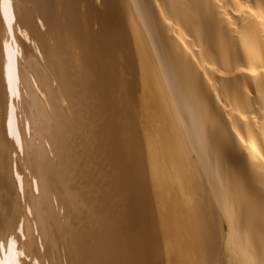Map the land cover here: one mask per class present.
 <instances>
[{
	"label": "bare ground",
	"instance_id": "6f19581e",
	"mask_svg": "<svg viewBox=\"0 0 264 264\" xmlns=\"http://www.w3.org/2000/svg\"><path fill=\"white\" fill-rule=\"evenodd\" d=\"M16 230L39 264H264V0H0V264Z\"/></svg>",
	"mask_w": 264,
	"mask_h": 264
},
{
	"label": "rangeland",
	"instance_id": "374dc122",
	"mask_svg": "<svg viewBox=\"0 0 264 264\" xmlns=\"http://www.w3.org/2000/svg\"><path fill=\"white\" fill-rule=\"evenodd\" d=\"M17 28V27H16ZM16 28L14 27V29L12 30V41H13V45L10 43V45H12V47H13V50H15V51H17L16 52V55H20V53H18L19 51H18V49L17 48H21V46L22 47H24V44L26 45V46H30V44H31V41H30V39L29 38H27V37H25L24 36V34H23V32L18 28L17 30H16ZM20 30V31H19ZM14 31H16L15 32V34L13 33ZM16 35V36H15ZM20 35V36H19ZM22 37H23V39H22ZM25 37V38H24ZM20 38V39H19ZM13 39H17V40H13ZM14 41H17V42H19V43H17L16 42V44L17 45H15V42ZM20 41H22L24 44H22ZM21 43V44H20ZM20 44V45H19ZM14 48H16V49H14ZM73 51H74V49H73ZM15 53V52H14ZM18 53V54H17ZM19 59H21V57L19 56ZM16 63H17V61H16ZM21 86V88H22V85H20ZM15 94H17V95H13V100H14V111H15V114H16V116L17 117H19V118H21L20 116V113H19V111H20V107H19V102H17V101H19L21 98H20V96L21 95H19V93H15ZM18 96V97H17ZM16 98V99H15ZM17 100V101H16ZM16 102V103H15ZM19 103V104H18ZM16 107V108H15ZM17 111H18V113L19 114H17ZM18 118H16V125L18 124L17 123V120ZM17 128H18V125H17ZM11 139V136L10 137H8V139ZM102 150H103V155H104V157H103V155H101V153H102ZM100 155H101V159H99L100 158V156H99V154L98 155H95L96 157L94 158V161H96V159H97V165L95 164V168H97L98 170H103L102 172H101V174L99 175L98 174V180L99 179H101L102 178V180L101 181H99L98 183H99V185H101V189H102V192L103 193H106L107 191H108V184H107V181H108V179L110 178V174H111V170H112V167H111V162H109V153H108V151L106 150V149H100V151L98 152ZM106 155V156H105ZM13 156H16V154H15V152H13ZM106 157V158H105ZM99 159V160H98ZM103 159V160H102ZM105 159H107V160H105ZM100 162H102V163H100ZM16 164V165H15ZM110 165V166H109ZM16 168H15V167ZM20 168V165H19V163L17 162V161H13V174L15 175V179H19V178H21V177H23L22 175H23V173L21 172V169H19ZM108 169V170H107ZM18 170H20V171H18ZM110 170V171H109ZM16 171V172H15ZM98 172V171H97ZM103 172H107L105 175H103L104 173ZM110 172V173H109ZM16 173H18V174H16ZM21 173V174H20ZM109 174V175H108ZM20 175V176H19ZM108 175V176H107ZM101 176H105L104 177V179H103V177H101ZM108 177V178H107ZM97 178V177H96ZM106 179V180H105ZM104 181V182H103ZM104 183V184H103ZM103 185H105V186H107L106 188H104V186ZM100 192V194L101 195H103L102 193H101V190L99 191ZM107 194V193H106ZM105 200L107 199V200H109V198L108 197H103ZM103 200V199H102ZM17 232L19 231V230H16ZM16 232V234H19V236L17 235V236H15L14 238L16 239H14L15 240V246H17L16 247V249H18V250H16V252L18 253H16L18 256V259L19 260H22V262H23V260H26V261H30V262H32V264L34 263V264H39L38 262H36L37 261V259L34 257L33 258V260L31 259V257L28 255V257H27V252H25L24 250H23V248H21V240H22V238H23V240L25 239V237H23L22 236V233L21 232H18L17 233ZM19 240V241H18ZM18 241V242H17ZM39 243V242H38ZM39 245V248H40V250H42L43 251V249L44 248H42V247H44L43 245H41L40 243L38 244ZM20 249H21V251L23 250L24 251V253H23V251L21 252L20 251ZM26 253V254H25ZM22 258H21V257ZM20 257V258H19ZM34 259H36V260H34ZM29 263V262H28ZM47 264V263H46Z\"/></svg>",
	"mask_w": 264,
	"mask_h": 264
}]
</instances>
